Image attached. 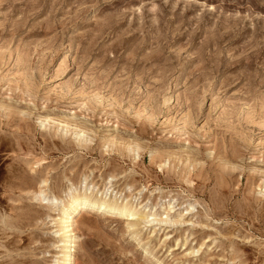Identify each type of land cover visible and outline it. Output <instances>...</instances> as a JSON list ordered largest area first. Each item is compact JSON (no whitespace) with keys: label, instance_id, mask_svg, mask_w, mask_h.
Segmentation results:
<instances>
[{"label":"rangeland","instance_id":"374dc122","mask_svg":"<svg viewBox=\"0 0 264 264\" xmlns=\"http://www.w3.org/2000/svg\"><path fill=\"white\" fill-rule=\"evenodd\" d=\"M91 192L71 264H264V0H0V264Z\"/></svg>","mask_w":264,"mask_h":264},{"label":"bare ground","instance_id":"6f19581e","mask_svg":"<svg viewBox=\"0 0 264 264\" xmlns=\"http://www.w3.org/2000/svg\"><path fill=\"white\" fill-rule=\"evenodd\" d=\"M39 162L41 161H37L36 164ZM46 182V180L41 181L42 184H46ZM92 192L88 196L71 198V200L69 198L70 201L62 209V217L59 219L60 228L57 233L59 242L62 244L61 249L63 250L61 252L60 264H71L73 261L76 244L78 243L75 238L76 216L78 214L96 213L111 215L118 213L125 215L129 213L130 216L128 218H130L133 226H137L139 222L144 221L129 208V204H126L127 202L124 203L125 200L122 203L120 202V204L110 200L101 201L97 200Z\"/></svg>","mask_w":264,"mask_h":264}]
</instances>
